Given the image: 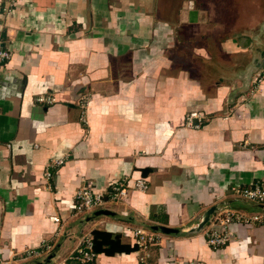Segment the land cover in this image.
I'll return each mask as SVG.
<instances>
[{"label": "crops", "instance_id": "0c3cea01", "mask_svg": "<svg viewBox=\"0 0 264 264\" xmlns=\"http://www.w3.org/2000/svg\"><path fill=\"white\" fill-rule=\"evenodd\" d=\"M8 5L0 0V47L11 53L0 69V259L56 264L94 230L132 244V230L165 225L179 233L148 249L99 254L95 264H264V223L231 225L222 250L205 234L218 212L195 230L215 207L264 214L231 195L264 179V90H254L264 0ZM48 94L55 103L36 101ZM191 112L206 116L202 128L185 125ZM63 157L47 180V166ZM139 178L147 191L73 209L81 187L108 197L117 181ZM44 241L50 253L20 259Z\"/></svg>", "mask_w": 264, "mask_h": 264}, {"label": "built area", "instance_id": "2783aa9c", "mask_svg": "<svg viewBox=\"0 0 264 264\" xmlns=\"http://www.w3.org/2000/svg\"><path fill=\"white\" fill-rule=\"evenodd\" d=\"M18 0H7L9 3L6 11H11L12 7L16 5ZM11 59V53L0 47V69L2 66ZM262 61L264 64V51L262 54ZM254 90L261 92L264 90V66L257 73L254 79ZM38 103L42 104H53L56 102L55 96L48 94L45 96H39L36 98ZM89 98L83 96L81 98V109L82 116L81 121L87 123V106ZM207 122L206 116L202 113L191 112L187 114L185 125L193 129L202 128ZM67 161V157L53 160L45 171V177L50 180L53 177L54 171H57ZM129 180L123 179L117 181L112 186V191L108 197H103L96 194L91 187H81L76 193L75 203L73 209L77 214H84L95 210L98 207L103 206L106 202H117L124 199L130 189L138 191H147L149 184L146 178H139L136 180L133 186H130ZM231 195L242 199L247 202H251L257 205L264 206V179L257 180L254 183L247 186H236L231 188ZM218 216L215 219L214 225L207 231H205L207 243L214 250L225 249L234 238L233 232L231 231V225L233 224H245V225H256L264 223V214H256L253 216H244L238 212H234L229 209H220ZM52 221L59 224L61 219L59 217H52ZM132 238V245L138 246L140 250L148 249L153 246H157L162 241V233L149 230L146 228L138 227L131 231L129 234ZM53 245L49 241H44L39 249H28L23 252L20 259H30L33 257H40L52 250ZM98 257V253L95 250L94 237L93 235L85 236L80 245L71 252L67 258L56 264H95ZM0 264H11V261L0 259Z\"/></svg>", "mask_w": 264, "mask_h": 264}, {"label": "trees", "instance_id": "16d2710c", "mask_svg": "<svg viewBox=\"0 0 264 264\" xmlns=\"http://www.w3.org/2000/svg\"><path fill=\"white\" fill-rule=\"evenodd\" d=\"M206 124V123H205ZM95 250L99 254L113 256L117 253H132L139 251L138 246L124 243L122 236L103 230L93 231Z\"/></svg>", "mask_w": 264, "mask_h": 264}, {"label": "water", "instance_id": "95a60500", "mask_svg": "<svg viewBox=\"0 0 264 264\" xmlns=\"http://www.w3.org/2000/svg\"><path fill=\"white\" fill-rule=\"evenodd\" d=\"M193 16L196 15V12H194L193 14H191ZM259 207H261L263 210H264V206L262 205H259ZM217 209V210H216ZM221 208H212L210 209L204 216L202 222L198 225L197 228H195V230L197 231H201L204 229V227L206 226V224L210 221V217L211 215L216 211H219ZM100 214H104V213H107V212H99ZM152 230L153 231H156V232H160L162 234H178L179 233V230L176 229V228H172V227H168V226H165V225H156V226H153L152 227Z\"/></svg>", "mask_w": 264, "mask_h": 264}]
</instances>
